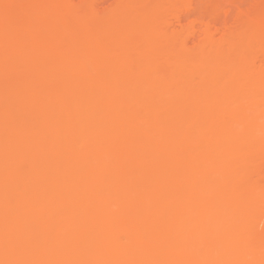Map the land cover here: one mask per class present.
<instances>
[{"label": "bare ground", "instance_id": "6f19581e", "mask_svg": "<svg viewBox=\"0 0 264 264\" xmlns=\"http://www.w3.org/2000/svg\"><path fill=\"white\" fill-rule=\"evenodd\" d=\"M0 264H264V0H0Z\"/></svg>", "mask_w": 264, "mask_h": 264}]
</instances>
